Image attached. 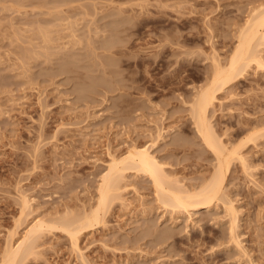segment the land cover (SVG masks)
Instances as JSON below:
<instances>
[{
  "label": "rangeland",
  "instance_id": "obj_1",
  "mask_svg": "<svg viewBox=\"0 0 264 264\" xmlns=\"http://www.w3.org/2000/svg\"><path fill=\"white\" fill-rule=\"evenodd\" d=\"M262 8L264 0H0V264L39 221L49 227L19 264H264V46L263 65L218 90L207 111L241 157L229 161L216 200L172 209L126 166L76 248L50 226L92 211L110 159L135 149H148L183 191L210 182L216 158L190 102Z\"/></svg>",
  "mask_w": 264,
  "mask_h": 264
},
{
  "label": "bare ground",
  "instance_id": "obj_2",
  "mask_svg": "<svg viewBox=\"0 0 264 264\" xmlns=\"http://www.w3.org/2000/svg\"><path fill=\"white\" fill-rule=\"evenodd\" d=\"M263 10L258 11L259 13L257 12L254 16L252 14V17L248 20L244 29L240 31L237 38V46L235 50H233L231 57L227 60L226 65H223L224 67H220V63L219 65H215V67H217L209 83L198 89L192 102H190V117L194 120L197 133L207 149L210 150L216 158V167L210 182L196 193L183 191L181 188L173 185L170 179L168 180L165 174H163L158 162L150 156L148 149H135L125 158L110 159L108 172L102 176L101 183L98 187L96 207L94 206L95 208L92 211L89 213L86 212L80 217H77V215V218L73 216L74 219H71V217L68 219L61 218L59 219L60 221L58 220L51 223V227L60 228L62 231L66 232L69 235L71 243L76 248L79 234L82 232L81 230L86 228V226L91 227L95 222L97 223L98 218H100L99 215L106 211L107 206L110 205L114 197H116V191L118 189L117 184H119V179L121 178V176L118 178V175L119 173L122 174L121 171L124 170L126 166L130 169H135L139 173L141 172V174L143 173L145 176L147 175L152 180L155 191L160 195L161 199H163V204L172 209L191 210L198 208L200 205L209 204L217 199L224 180V172L228 167L229 161L232 160V158L235 159V156L237 157L238 150L236 151V148L229 150L222 144V140L217 137V134L215 135L214 129L210 125L207 111L208 108L213 106V102L216 100L215 95L218 90H221L223 86L225 87L230 81L238 77L237 75L247 72L246 70L250 69L249 67L252 63L256 65V68L263 65L260 61L261 56H259L257 50L261 46H264V31L262 29L264 26ZM255 135L251 134L250 140ZM239 158L241 157L239 156L238 159ZM241 160L243 162V159ZM229 209L231 215H234L232 208ZM47 227H49V225L48 223L46 224L45 221H39L32 226V229L28 231L25 237L23 235L24 238L20 244L18 243L16 248H10L4 254L1 264L21 263L20 259L24 257V253L26 251L29 253L30 247L32 248L33 240L36 239L41 232H44V229ZM28 243L32 246L27 247V249L26 246ZM27 252L25 254H27ZM78 253L81 255V252Z\"/></svg>",
  "mask_w": 264,
  "mask_h": 264
}]
</instances>
